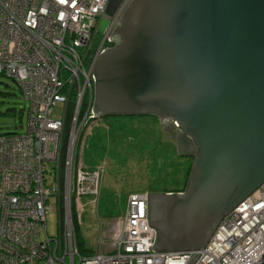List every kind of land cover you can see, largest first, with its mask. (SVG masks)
Instances as JSON below:
<instances>
[{
	"label": "water",
	"instance_id": "1",
	"mask_svg": "<svg viewBox=\"0 0 264 264\" xmlns=\"http://www.w3.org/2000/svg\"><path fill=\"white\" fill-rule=\"evenodd\" d=\"M125 2L109 0L100 34ZM110 41L94 119L157 117L193 159L185 192L151 193L148 216L157 253L202 251L264 185V0H130Z\"/></svg>",
	"mask_w": 264,
	"mask_h": 264
},
{
	"label": "built area",
	"instance_id": "2",
	"mask_svg": "<svg viewBox=\"0 0 264 264\" xmlns=\"http://www.w3.org/2000/svg\"><path fill=\"white\" fill-rule=\"evenodd\" d=\"M129 1L102 35L97 29L109 0H0V74L14 80L30 103L27 132L0 136V264H262L264 185L221 221L202 251L157 253L149 196L138 193L128 200L126 218L112 228L116 235H100L94 255L80 253L72 211L81 208L83 197L77 195L87 192L85 182L99 187L103 171H83L76 155L81 134L95 118L97 62L113 46L110 36ZM54 197L59 218L64 209L57 236L47 229Z\"/></svg>",
	"mask_w": 264,
	"mask_h": 264
},
{
	"label": "rangeland",
	"instance_id": "3",
	"mask_svg": "<svg viewBox=\"0 0 264 264\" xmlns=\"http://www.w3.org/2000/svg\"><path fill=\"white\" fill-rule=\"evenodd\" d=\"M21 98L17 86L0 75V134L27 132L28 104ZM22 110H25L24 117L21 116ZM149 117L100 118L97 120H102L100 122L88 123L81 134L78 166L91 175L103 171L99 187H96L100 196L95 181H86L84 187L88 190L77 195L83 199L81 208L75 210L81 219L78 240L93 253L98 250V237L107 238L109 231L114 236L112 228L119 223L118 220L126 218L130 196L138 193L150 196L151 193L183 189V168H186L183 166L192 160L178 156L175 142L164 134L160 121ZM49 179L53 180L52 177ZM77 197H72V206ZM50 203L56 209L47 212V229L50 235L57 236L60 227L57 197ZM91 255L94 254L88 256Z\"/></svg>",
	"mask_w": 264,
	"mask_h": 264
},
{
	"label": "trees",
	"instance_id": "4",
	"mask_svg": "<svg viewBox=\"0 0 264 264\" xmlns=\"http://www.w3.org/2000/svg\"><path fill=\"white\" fill-rule=\"evenodd\" d=\"M1 75V74H0ZM3 76V75H2ZM5 76V75H4ZM3 76V77H4ZM7 77V76H6ZM8 79H10L13 83H14V85H16L17 86V88H18V91L21 93V99L24 101V102H26L25 100H24V98H23V94H22V92L20 91V89H19V87H18V85L16 84V82L14 81V80H12L11 78H9V77H7ZM94 88V87H93ZM95 90V89H94ZM94 96H95V92H94V94H93V101H94ZM74 100L72 99L71 101H70V104L68 105V111H67V114H68V116H67V118L65 119V125H66V127H65V132H64V137H65V141H64V144H63V149H64V154H66V151H67V147H68V140H69V134H70V131H71V127H72V125H71V122H72V118H73V111H74V109H75V102H73ZM27 103V102H26ZM28 104V103H27ZM29 106H30V103L28 104V108H27V110H26V115L28 116V120H29V115H28V112H29ZM25 110H22L21 111V116H23L24 117V115H25V112H24ZM23 113H24V115H23ZM132 117H135V116H132ZM149 117V116H148ZM149 118H153V119H156V120H159L157 117H153V116H150ZM100 121H102V120H100ZM100 121H97V120H95V119H92V120H90V122H93V124H95V123H97V122H100ZM28 124V123H27ZM7 134H12V135H14V134H16V133H7ZM7 134H0V136H7ZM18 134H21V133H18ZM17 134V135H18ZM165 134V133H164ZM79 146H78V151H77V155H76V160L78 159V155H79ZM189 160H192L193 161V159H189ZM190 162V163H186V165H184L183 167H186V168H183V170H184V176H185V181H184V185H183V189H177V190H173V191H167L166 193H173V192H180V193H183V192H185V189H186V186H187V184H188V178H189V176H190V173H191V171H192V164H193V162ZM85 170V169H84ZM50 172V171H49ZM75 210H77V209H73V211H72V217H73V219H74V230H75V232H76V242L78 243V249H79V251H80V253L81 254H87V255H90V254H94L93 252H92V250H90V249H87L86 248V246H85V243L82 241V242H80V240H78V236H79V233H80V230H79V224H80V221H81V219H80V216H79V218H78V215H76L77 214V212L75 211ZM63 212H64V209L62 208V212H61V218H59L60 219V222H59V224H60V228H62L63 227V223H64V219H62V217H63ZM80 219V220H79Z\"/></svg>",
	"mask_w": 264,
	"mask_h": 264
},
{
	"label": "bare ground",
	"instance_id": "5",
	"mask_svg": "<svg viewBox=\"0 0 264 264\" xmlns=\"http://www.w3.org/2000/svg\"><path fill=\"white\" fill-rule=\"evenodd\" d=\"M94 89H95V85H94ZM96 90V89H95ZM95 97V96H94ZM95 102V101H94ZM93 108H94V106H93ZM119 230V229H118ZM116 234L114 233V236H115ZM197 261V260H196ZM196 261H195V263H196Z\"/></svg>",
	"mask_w": 264,
	"mask_h": 264
}]
</instances>
